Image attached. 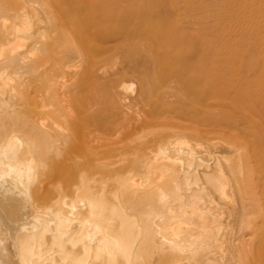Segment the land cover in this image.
Returning a JSON list of instances; mask_svg holds the SVG:
<instances>
[{"label":"bare ground","instance_id":"obj_1","mask_svg":"<svg viewBox=\"0 0 264 264\" xmlns=\"http://www.w3.org/2000/svg\"><path fill=\"white\" fill-rule=\"evenodd\" d=\"M137 2L0 0V264H264V61Z\"/></svg>","mask_w":264,"mask_h":264},{"label":"rangeland","instance_id":"obj_2","mask_svg":"<svg viewBox=\"0 0 264 264\" xmlns=\"http://www.w3.org/2000/svg\"><path fill=\"white\" fill-rule=\"evenodd\" d=\"M139 3L134 6L135 10L144 5L149 12L148 32L153 49L171 48L175 52L182 49V44L187 50L247 53L255 56L254 61H264V0H146L142 5ZM122 5L126 15L128 5L124 2ZM112 56L116 60L123 54ZM256 75L258 79L253 77L255 81L248 90L264 91V71ZM251 109L246 112L264 116V101L256 103L253 112Z\"/></svg>","mask_w":264,"mask_h":264}]
</instances>
